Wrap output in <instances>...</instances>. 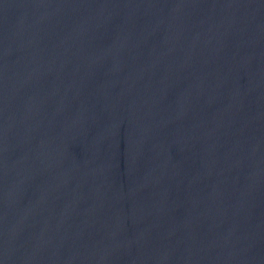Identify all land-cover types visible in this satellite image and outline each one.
<instances>
[{
    "label": "water",
    "instance_id": "95a60500",
    "mask_svg": "<svg viewBox=\"0 0 264 264\" xmlns=\"http://www.w3.org/2000/svg\"><path fill=\"white\" fill-rule=\"evenodd\" d=\"M0 264H264V0H0Z\"/></svg>",
    "mask_w": 264,
    "mask_h": 264
}]
</instances>
